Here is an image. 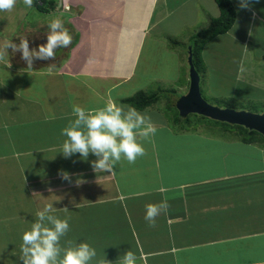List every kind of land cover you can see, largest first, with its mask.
Segmentation results:
<instances>
[{
	"label": "crops",
	"instance_id": "obj_1",
	"mask_svg": "<svg viewBox=\"0 0 264 264\" xmlns=\"http://www.w3.org/2000/svg\"><path fill=\"white\" fill-rule=\"evenodd\" d=\"M55 1L49 21L58 17L79 34L70 47L57 49L55 60H34L31 69L17 58V65L16 59L13 65L0 62V228L8 232L6 239L17 238L10 243L12 253L0 250V264H22L23 231L49 203L55 215L70 217V230L61 244L87 242L96 249V260L104 257L116 264L131 250L137 264H264L261 145L245 144L232 131L230 136L221 131L217 134L222 139H215L200 127L172 126L165 110L158 107L159 98L155 105L139 110L147 112L157 127L151 141L143 142L146 155L134 164L122 158L115 175L95 172L92 154L84 160L79 153L70 158L60 153L65 139L61 130L74 119L73 104L98 107L111 95L117 104L128 105L123 101L137 91L176 82V76L168 77V72L176 68L180 73L186 56L183 50L193 48L189 41L194 34L178 40L180 34L199 22L200 12L207 22L198 31L208 28L220 16L216 2ZM259 1L250 0L245 9L239 0H232L235 25L210 42L219 43L222 51L234 49L243 33L235 26L244 17L249 31L242 53L252 63L244 51L257 29L264 37L263 27H258L264 24V2ZM36 25L38 36L33 33L27 39L32 45L46 43L39 39L47 26L39 21ZM20 37L12 40L19 42ZM170 39L178 44L173 46ZM209 45L202 51L205 66ZM208 70L202 71L205 76ZM250 71L239 72L249 76ZM186 87L166 106L176 109L178 99L188 92ZM62 173L69 179H63ZM165 197L169 210L150 227L144 218L145 205Z\"/></svg>",
	"mask_w": 264,
	"mask_h": 264
},
{
	"label": "clouds",
	"instance_id": "obj_2",
	"mask_svg": "<svg viewBox=\"0 0 264 264\" xmlns=\"http://www.w3.org/2000/svg\"><path fill=\"white\" fill-rule=\"evenodd\" d=\"M23 3L33 7L34 0H23ZM249 3L250 0H239L241 8L247 9ZM15 4L16 0H0V12L11 11ZM45 35L46 43L37 48L30 49L26 37H20L18 44L3 42L0 45V62L5 61L8 49H11L14 53L19 52L27 68L31 69L34 60H55L57 49H67L72 44V35L58 17L49 21ZM72 116L74 119L69 120L61 130V136L65 139L60 153L65 158L79 153L84 160L89 154L94 155L96 159L91 161V166L95 172L107 171L115 175L114 169L122 158L134 164L138 157L146 155L143 142H150L157 132L147 112H141L131 105L117 104L111 95L98 107L86 108L73 104ZM49 118L55 119L54 116ZM62 178L68 180L69 176L62 173ZM158 190L166 191L164 188ZM169 207L167 197L159 203L146 204L144 218L149 226L155 227L156 218L162 213L167 214ZM63 209L65 213L69 211L67 207ZM54 213L53 204H46L35 213L30 227L23 231L20 246L22 264H92L94 260L95 264H111L104 257L96 260L97 251L87 242L66 240L62 245V238L70 230V217L61 219ZM137 259L133 251L127 250L116 264H137Z\"/></svg>",
	"mask_w": 264,
	"mask_h": 264
},
{
	"label": "rangeland",
	"instance_id": "obj_3",
	"mask_svg": "<svg viewBox=\"0 0 264 264\" xmlns=\"http://www.w3.org/2000/svg\"><path fill=\"white\" fill-rule=\"evenodd\" d=\"M263 2L264 0H260L258 3H261L260 5H262ZM203 15L204 14L200 12L198 15L200 17L199 22L193 27L184 29L183 31H189L181 33L178 40H182L184 35H186L185 38H188L190 34L195 35L199 33L200 31L198 30L205 26L204 22H207L206 16L204 17ZM37 21L43 22V25L47 26L49 17L48 15L41 14L34 7L26 6L23 1L16 0L15 7L11 11L0 12V44L2 45L5 41H13L12 37L14 39H17L19 36L28 38V35L33 33H35L34 35L38 36V32L36 33V31H38V26L36 25ZM243 21L244 17H240L235 26L236 28H238L236 29V31L239 32L240 30H242L243 33H241L240 35V39L242 37V41H238L240 43H238L234 49L222 51L219 43L214 44L211 42L208 43L210 44L209 47L206 46L208 49L205 50L206 52L204 53V55L206 58V69L209 70L207 75L205 76L202 72L203 70L199 69V74H201L200 91L203 99L210 105L222 109L229 108L254 114H264V85L260 84V82H264V37L259 29L256 30L255 37H249L248 44L250 46L247 45L244 52H247L250 55V59L252 61L251 63L246 57L247 54L243 55L242 53L245 46V35L249 31L247 27H244L245 24H243ZM65 27L69 32L72 33V38L78 37L79 34L75 27H72V25H69L68 23L65 24ZM258 27H263L264 29V24L260 23ZM195 31L198 32L196 33ZM10 34L12 35L10 36ZM44 34L45 33H41L40 39L38 37L37 40L39 39L42 41H46V36H43ZM260 34L261 36H259ZM13 42L17 44L19 43L18 41ZM189 42L190 48L192 47L191 43L193 44V41L190 40ZM29 44L32 45V40H30ZM38 45L39 42L32 46H34L33 48H37ZM194 46L195 45L193 44V48L195 50ZM59 50L61 52L63 48ZM188 50L189 49L183 50L185 51L184 54L186 56L185 60L183 59V67L180 73L176 71V68L174 71L170 70L168 72V77H171L173 75L176 76L177 83L174 82L171 85L170 83H167L169 84V86L159 84V86H154V89L137 91L136 94L145 92L147 96L152 95L151 100H149L148 102L151 103L150 105H155V100L157 97L158 99L161 98L162 100L158 104V107L165 110L169 118V122L172 126H176L177 128L184 127L192 130L201 128L202 131L204 130L206 133L210 132L211 136H215L212 138L222 139L217 133L223 132L224 136H228V132H231V129H233V127H230L231 129L228 130L223 126L214 125V123H211L208 119L196 114H190L186 118H184L180 116L176 109L171 110L170 107L166 106L168 99L175 98L173 97L174 95L176 97L180 95L184 87L187 86L186 88L189 91L190 66L188 64ZM15 54L16 53L12 52L11 49H8L5 61L11 62L16 58L23 61L22 59H20L21 56L18 55L17 57ZM67 55L68 53H66V57ZM17 59L15 60V64L14 61H12V65H17ZM195 60L197 61L196 57ZM240 67H243L244 69L248 68L249 70H251L250 75L241 76L239 72L241 71ZM187 75H189V82L186 81ZM171 90H174L175 92H171ZM126 91L129 92L132 91V89L130 90V88H127ZM90 95L92 96L93 94L91 93ZM176 118L178 120H176ZM232 136H235V133H233ZM7 233L8 232L4 231L3 228H0V250L6 248L8 253L10 254L12 253L10 243L13 242V239L17 238L11 237V240L6 239L5 237L8 236ZM0 255L3 254L1 253Z\"/></svg>",
	"mask_w": 264,
	"mask_h": 264
},
{
	"label": "trees",
	"instance_id": "obj_4",
	"mask_svg": "<svg viewBox=\"0 0 264 264\" xmlns=\"http://www.w3.org/2000/svg\"><path fill=\"white\" fill-rule=\"evenodd\" d=\"M214 1L216 2V4L220 9V16L216 19H212L208 28L201 30L199 33L191 36V40L195 45L194 46L195 50L194 48L192 49L193 60L198 73H200L199 69L201 70L206 69L204 60L202 58V51L205 45L208 44L214 38L220 35L227 34L233 28L237 19L236 9L233 5L232 0H214ZM33 7L37 9V11L40 13L50 15L56 10L57 3L55 0H34ZM169 41L173 46H176L178 44L176 40L170 39ZM193 44L191 43L192 47ZM195 57L197 58V61L195 60ZM151 98L152 95L147 96V94L143 92V93L135 94L133 97L127 98L123 102L128 105L136 107L138 110H144L148 106H150L151 103L148 102L149 100H151ZM156 101H158V97L156 98L155 102ZM208 120L211 123H214V125L223 126L228 130L231 129L230 127H233L231 131L233 130V133H235V135L240 139V141H242L245 144L256 143L264 147V136L256 131H251L246 129L245 127L238 125L233 126L231 124L221 123L211 119Z\"/></svg>",
	"mask_w": 264,
	"mask_h": 264
},
{
	"label": "water",
	"instance_id": "obj_5",
	"mask_svg": "<svg viewBox=\"0 0 264 264\" xmlns=\"http://www.w3.org/2000/svg\"><path fill=\"white\" fill-rule=\"evenodd\" d=\"M189 52L190 88L188 93L181 96L177 101L176 108L180 115L187 117L190 114H196L221 123L242 126L264 136V114H254L229 108L222 109L210 105L203 99L200 91L201 77L194 65L192 48Z\"/></svg>",
	"mask_w": 264,
	"mask_h": 264
}]
</instances>
